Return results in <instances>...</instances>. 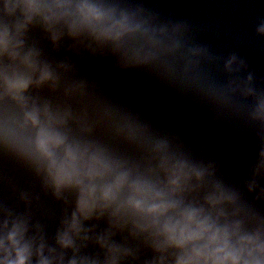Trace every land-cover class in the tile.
Here are the masks:
<instances>
[{
  "label": "clouds",
  "instance_id": "clouds-1",
  "mask_svg": "<svg viewBox=\"0 0 264 264\" xmlns=\"http://www.w3.org/2000/svg\"><path fill=\"white\" fill-rule=\"evenodd\" d=\"M0 264H264V0H0Z\"/></svg>",
  "mask_w": 264,
  "mask_h": 264
}]
</instances>
